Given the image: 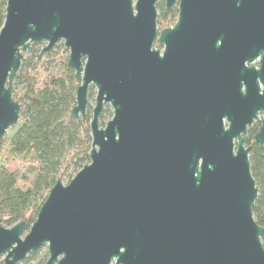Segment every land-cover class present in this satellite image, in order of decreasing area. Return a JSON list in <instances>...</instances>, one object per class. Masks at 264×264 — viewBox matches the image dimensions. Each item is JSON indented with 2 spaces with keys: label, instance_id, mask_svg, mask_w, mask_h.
Wrapping results in <instances>:
<instances>
[{
  "label": "water",
  "instance_id": "1",
  "mask_svg": "<svg viewBox=\"0 0 264 264\" xmlns=\"http://www.w3.org/2000/svg\"><path fill=\"white\" fill-rule=\"evenodd\" d=\"M157 2L6 0L0 138L19 119L11 82L31 43L68 49L74 117L96 94L89 161L52 184L27 230L0 219V264L42 246V264H264L241 136L264 110V0H165L178 13L160 30Z\"/></svg>",
  "mask_w": 264,
  "mask_h": 264
},
{
  "label": "trees",
  "instance_id": "2",
  "mask_svg": "<svg viewBox=\"0 0 264 264\" xmlns=\"http://www.w3.org/2000/svg\"><path fill=\"white\" fill-rule=\"evenodd\" d=\"M5 5L6 0H0V26ZM157 7V22L170 14L175 16V10L165 12L161 3ZM67 56L59 60V65L45 61L46 67L41 69L43 62L31 52L28 59L22 58L12 78V95L20 104L19 119L10 127V132L0 138V148L3 145L8 154L31 162L20 173L0 158V219L4 226L24 220L27 230L59 172L67 168L76 172L89 161L91 135L87 120L92 113L90 115L89 111L77 118L71 114L79 78L66 67ZM15 82L22 83L19 93L14 92ZM249 159L259 188L252 213L260 224L264 223V153L254 150ZM38 250L29 252L19 262L36 259ZM43 254L37 264L46 259L47 252Z\"/></svg>",
  "mask_w": 264,
  "mask_h": 264
},
{
  "label": "rangeland",
  "instance_id": "3",
  "mask_svg": "<svg viewBox=\"0 0 264 264\" xmlns=\"http://www.w3.org/2000/svg\"><path fill=\"white\" fill-rule=\"evenodd\" d=\"M175 22V18L168 17L165 20L159 21L158 22V28H162L164 26H170ZM37 43V44H35ZM35 43H31V47L29 50L23 52V58H29V55L31 54V52L38 54L39 55V62H44L48 61L51 62V64L56 63L57 65L60 64L59 60H62L63 57H66L68 55V49L64 47L63 42L62 41H58L51 49L44 51V52H40L45 44V42H35ZM156 46H158V44H155ZM31 51V52H30ZM30 52V53H29ZM38 56V55H37ZM47 63V62H46ZM41 64L40 67L41 69L44 67H46V65ZM49 63V65L47 64L48 68L51 65ZM79 78V77H78ZM80 82V78L78 80V83ZM22 83H14L13 84V88H14V92L15 93H19V89L21 87ZM96 94V88L94 85L90 84L88 86V90H87V103H86V107H85V113H88L90 111V115L92 113V108L95 104V97ZM112 115V110L109 106V104H104L101 114L99 116V124L102 126L104 125V123L106 122V120L108 118H110V116ZM89 119L87 120V123L89 124ZM11 130V128H8L6 130L5 133H9ZM7 149L2 145V147L0 148V158L2 159V161L11 169H17L19 170V172L21 173L25 167L29 164V162H31V160H24V158H19V157H15L12 156L10 154H8L7 152H5ZM75 173V171L71 170L70 168L67 169H62L59 172L58 178L63 182L66 183L71 177L72 175ZM26 230V229H25ZM46 251V246H42L39 248L38 252H37V258L34 260H30L29 262L23 263V262H18L17 264H37V262L39 261V259H41L44 256V252ZM45 261V260H44ZM1 262V260H0ZM43 263V262H42Z\"/></svg>",
  "mask_w": 264,
  "mask_h": 264
},
{
  "label": "flooded vegetation",
  "instance_id": "4",
  "mask_svg": "<svg viewBox=\"0 0 264 264\" xmlns=\"http://www.w3.org/2000/svg\"><path fill=\"white\" fill-rule=\"evenodd\" d=\"M159 3L162 4L163 8L165 9V12H169L172 9L175 10L176 13H175V16L173 18H175V20H176L177 13H178V5H177V2L174 3L171 6H166L165 0H158V2L156 3L157 15H158V7H157V5ZM169 14L170 13H168L167 15H169ZM168 17H171V14ZM156 23L158 24V22H157V16H156ZM172 25H170V26H172ZM170 26H164L162 28H166V27H170ZM157 28H158V25H157ZM162 28H158V30H160ZM162 49L163 48H160V50H162ZM248 65H254V66L257 67V65H258V58L255 59V60H253ZM260 88L262 89V85L261 84H260ZM262 118H264V110H259L257 112L256 117L253 118L252 122L250 124H247L246 125L245 132L244 133H241V136L243 138V143H242L243 146L244 147H249V152H248V157L249 158H250V155L253 154V151L254 150H258V152L260 154L264 153V143L263 144H260V143H258V142L255 141V134L259 131V127L261 125V119ZM223 120H224V123L227 125V122H226L225 118H223ZM234 144L235 145L237 144V140L236 139L234 140ZM249 162H250V159H249ZM258 194H259V188H258ZM258 194H257V196H258ZM257 224L259 226H264V223H260V224L257 223ZM260 240H261L262 247L264 248V237H260Z\"/></svg>",
  "mask_w": 264,
  "mask_h": 264
}]
</instances>
